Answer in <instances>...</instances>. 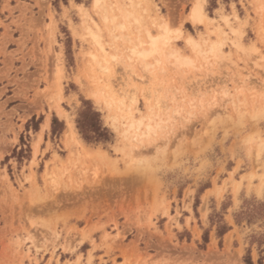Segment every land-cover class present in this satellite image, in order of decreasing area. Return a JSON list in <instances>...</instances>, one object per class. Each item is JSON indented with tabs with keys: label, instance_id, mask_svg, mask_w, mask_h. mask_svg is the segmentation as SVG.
<instances>
[{
	"label": "rangeland",
	"instance_id": "rangeland-1",
	"mask_svg": "<svg viewBox=\"0 0 264 264\" xmlns=\"http://www.w3.org/2000/svg\"><path fill=\"white\" fill-rule=\"evenodd\" d=\"M94 1L0 0V264H264V0Z\"/></svg>",
	"mask_w": 264,
	"mask_h": 264
},
{
	"label": "bare ground",
	"instance_id": "bare-ground-1",
	"mask_svg": "<svg viewBox=\"0 0 264 264\" xmlns=\"http://www.w3.org/2000/svg\"><path fill=\"white\" fill-rule=\"evenodd\" d=\"M99 3H98V1L96 0V1H94V5H95V8H97V7H99V5H98ZM106 8V7H105ZM106 10V9H105ZM104 10V13H102L101 15V18H102V21L104 22V23H107L108 21H109V19L110 18H108V16H107V13H106V11ZM202 8H201V6L200 5H196L193 9H192V14H191V19H194V20H199V21H204V19L206 18L204 15H202ZM121 17L124 19V20H126L128 17H129V13H126V12H121ZM130 18V17H129ZM207 19V18H206ZM109 24V23H108ZM128 29V26L127 25H120L119 26V30H123V31H125V30H127ZM127 32V31H126ZM220 32V31H219ZM147 34H149L148 32H147ZM93 37V41H94V43L98 46V49H99V51L100 52H104L103 51V48H102V46L100 45V42L98 41V37H96V36H94V35H92ZM148 37H149V35H147ZM150 38V37H149ZM167 39L165 38V37H162V38H160V39H157V38H150V40L148 41V49H139V48H141V45H142V42H139V43H137L134 47L132 46V48L131 49H129L130 50V58L129 59H131V58H133V59H136L139 63H140V65L144 68V69H146L147 70V63H146V60L147 59H149V58H153L154 60H156V63L158 64L161 60H162V58H164V59H166V58H168L169 56L170 57H174V59L176 60V62H183L184 64H186V62L187 61H185L183 58H180L179 57V55H177L176 54V52H171L170 50H165V49H162L163 48V46L164 45H167ZM94 44V45H95ZM129 44H134L131 40L129 41ZM163 51V52H162ZM166 51V54H167V56L164 54V52ZM218 52L219 51V48H215V47H213V49H212V52ZM94 56V55H93ZM116 59V58H115ZM168 60V59H167ZM166 60V61H167ZM105 61V60H104ZM107 61V60H106ZM94 62L95 63H97L98 61L94 58ZM188 65V64H187ZM186 65V66H187ZM190 65V64H189ZM110 100V99H109ZM117 106V105H116ZM119 106H121L122 107V103L121 102H119ZM127 109V108H126ZM118 111H119V113L122 115V114H124V116L128 119V120H130L131 121V126L133 127L134 126V124L136 125V127H137V129H139L141 126H143L142 124V122H140L141 120H143V119H140L139 121H137V123H135V122H132V117H131V113L130 112H126V111H123V108L122 109H120V108H118ZM174 113L175 114H178V110H175L174 111ZM155 117H158V116H155ZM115 119V118H114ZM148 120V124L146 125V128H148L147 129V131L150 129L151 130V126H150V123L153 121V119L152 118H150V119H147ZM69 124V123H68ZM158 124H156V127L158 128V126H157ZM135 127V126H134ZM68 130H69V133L72 135V137H73V135H74V129H73V125L70 123L69 125H68ZM137 131V130H136ZM76 142V141H75Z\"/></svg>",
	"mask_w": 264,
	"mask_h": 264
},
{
	"label": "trees",
	"instance_id": "trees-1",
	"mask_svg": "<svg viewBox=\"0 0 264 264\" xmlns=\"http://www.w3.org/2000/svg\"><path fill=\"white\" fill-rule=\"evenodd\" d=\"M99 116L97 113L88 109L80 113V121H78V128L82 133L84 139L97 141L101 139L103 130L100 128ZM57 125V120H52V125ZM54 131V129H53Z\"/></svg>",
	"mask_w": 264,
	"mask_h": 264
}]
</instances>
